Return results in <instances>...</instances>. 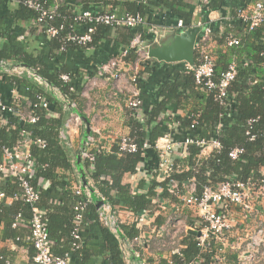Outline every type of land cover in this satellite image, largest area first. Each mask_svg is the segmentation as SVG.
<instances>
[{"label": "trees", "instance_id": "trees-1", "mask_svg": "<svg viewBox=\"0 0 264 264\" xmlns=\"http://www.w3.org/2000/svg\"><path fill=\"white\" fill-rule=\"evenodd\" d=\"M23 1L0 0V64L28 66L68 101H76L80 111L83 103L78 95L84 82L95 76L110 59L119 58L135 36L140 35L142 43L147 44L152 38L148 34L151 25L169 26L182 20L184 26L189 27L194 22V6L190 0H40L46 9L55 6L56 11L51 19L36 25L37 13L24 7ZM254 1L208 0L207 4L201 5L203 21L208 23L207 15L211 10L225 14L224 8L229 10L231 19L235 18L237 10ZM98 8L119 15L139 14L146 20V25L137 29L98 25L87 45L64 43L63 38L69 32L82 35L88 28L85 23L79 27L74 17L81 10L95 12ZM208 24L217 46L212 52L215 58L212 80L217 83L228 65L232 61L236 63L235 79L223 98L226 106L215 100L214 90L208 91L195 84L193 73L186 69L184 63L171 65L148 59L142 63L137 76V88L143 104L140 117L135 116L125 103L126 136L136 144V152L121 153L118 139L110 148L100 142L102 149L94 153L93 162L82 161L89 184L116 211H129L138 217L145 211L153 214L152 201L156 196L169 202L177 201L167 192L168 179L161 182L155 179L159 163L155 143L168 134L173 136L177 133L174 134L175 141L185 138L194 141L186 146L185 158L174 160L171 169L170 178L176 180L180 187L183 182L193 179L197 192H200L204 186L215 187L224 181L245 182L261 177L264 167V55H261L264 53V21L252 31L238 19L235 30L231 31L227 27L219 31L217 25ZM49 26L61 27V30L55 37H48L45 31ZM229 37L238 38L239 45L228 46ZM85 51L92 52L87 54ZM136 59V51L129 49L122 58V64L124 67L133 65ZM61 74L70 76L73 91L60 81ZM14 86L22 97L43 95L49 107L48 112L42 108L34 109L38 120L33 124H22L12 115H3L0 162L2 149L13 147L21 132H27L34 142L30 146L34 165L30 181L39 194L36 206L44 214L43 223L53 256H67L70 264H125L120 241L108 227L101 225L99 210L93 202L88 203L82 212L78 227L80 239L73 238L74 208L81 200L72 189V183L79 181L76 168L78 151L68 148L59 139V131L66 118L61 100L25 76L10 75L0 65V95L6 103L11 101L10 91ZM49 112L54 116H47ZM250 120L253 122L248 124ZM36 140L42 141L44 146H38ZM213 140L219 142L220 149L198 158L202 147L195 142ZM234 148L243 150L236 160L228 156ZM140 166L148 177L141 178L135 187L123 183V177L137 174ZM40 181L49 183L48 189L41 188ZM158 190L160 193L157 194ZM50 191L53 192L52 197ZM0 192L5 196L0 202V223L3 224L0 239H11L16 244L25 240L31 245L29 264H36L33 261L35 250L27 240L30 231L24 238L18 233L20 227H13L17 216L24 222L29 221L31 208L20 198L15 179H2ZM7 199H11L10 204L5 203ZM163 220L158 215L151 225H160ZM119 231L127 242L144 229L139 227L137 218L130 223H120ZM194 238L192 234L185 236L179 255L173 254L168 260L159 254L155 264H189L195 257L202 260L200 264H208L209 257L200 252ZM211 249L215 250V247L212 245ZM227 260L229 264L235 263L236 255H228ZM0 264H11V261L0 254Z\"/></svg>", "mask_w": 264, "mask_h": 264}, {"label": "built area", "instance_id": "built-area-1", "mask_svg": "<svg viewBox=\"0 0 264 264\" xmlns=\"http://www.w3.org/2000/svg\"><path fill=\"white\" fill-rule=\"evenodd\" d=\"M138 1L143 2L145 0ZM202 3L207 4L208 0H203ZM23 5L37 13L36 25L41 24L46 19H51L56 11L55 6L46 9L40 0H24ZM235 19L247 25L249 31L259 27L264 21V0H256L237 10ZM73 20L79 27L81 23L87 24L86 33L80 35L71 31L63 38V41L64 43L71 42L82 47L92 41L91 35L98 25L129 29H137L146 25V20L139 14L123 13L119 15L112 11H102L99 8L95 12L81 10ZM208 23L202 20H194L189 27H185L183 21L178 20L175 24L166 27L151 25L148 34L152 38L147 44L142 43L140 35L135 36L129 43L128 49H125L119 58L110 59L97 70L95 76L89 77L82 85L78 98L83 103L84 113H88L89 93L96 88L105 87L112 80L117 83L113 87L117 92L122 93L125 90L130 93L129 99L126 101V107L132 110L135 116L140 117L143 104L137 88V76L141 70L142 63L150 59L147 55L148 45L160 43L168 34H179L193 27L200 28V34L195 43L197 63L194 66L185 64V67L193 73L195 84L198 87L205 88L208 91L214 90L215 100L221 106H226L223 98L229 84L235 79L236 63L232 61L228 65L217 83L212 80L215 58L212 54V30ZM59 30H61V27L57 29L49 26L45 34L48 37H55ZM227 45H239L238 38L229 37ZM129 49L136 51L137 59L133 65L124 67L122 58L125 57ZM61 50L63 51L64 48L61 47ZM261 55H264V53ZM0 65L4 68L10 66L7 63H1ZM262 67L264 68V62ZM6 71L13 76L27 77L61 100L63 110H69V113L63 127L59 131V139L68 148H71L73 138L79 134L82 127L81 118L75 112V109L77 110V102L68 101L58 89L50 88L33 70L28 71L21 67H13L12 69L6 68ZM59 79L64 85L69 86L70 91L74 90L72 79L68 74L59 75ZM10 94L11 101L9 103H6L0 95V124L4 123V114L12 115L19 123L33 124L38 120L34 109L42 108L46 111L48 110L49 102L41 94H34L31 98L22 97L18 95V90L15 86L11 89ZM46 115L50 116L51 112ZM251 122L253 120H250L248 124ZM98 134V130L92 128L91 135L87 138L83 148L79 149L82 161L93 162L94 153H98L102 149L99 145ZM33 143L27 132H21L20 138L13 147L2 149L0 181L6 177L15 179L20 189V198L31 208L32 213L28 222L22 221L20 216H17L13 227H19L20 225L28 227L30 235L27 240L32 243L35 250L33 261L36 264H70L67 256H53L51 242L43 223L44 214L36 206L39 194L30 181L34 174V165L30 154V146ZM35 143L38 146H44L42 141L36 140ZM193 143L194 141L189 138L175 141L172 138V134L165 135L156 141L155 149L159 153V163L158 169L155 170V179L158 182L168 179L167 192L173 195L177 201L169 202L156 196L152 201L154 204L153 214L145 211L136 217L129 211H116L96 192L99 198L105 201L98 208V220L101 225L108 227L119 241L117 232L120 223H130L139 218V227L144 229L132 241H127V243L120 241V249L125 264H138L131 257L139 258L141 264H147L149 261H153L152 263L155 264L159 254L170 260L173 254L179 255L183 247V238L191 234L195 237L194 239L200 252L207 254L209 257L210 262L208 264H229L227 256L232 254L236 255V262L233 264H252L261 256V251L264 250V224L260 225L255 231H248L245 235H242L241 232L245 229L244 222L251 219V217L257 216L258 208H263V213L261 214L264 215V174L261 173V177L256 180L248 179L245 182L229 180L221 182L215 187L204 186L200 192H197L196 183L193 179L183 182L180 187L176 180L170 178L171 169L174 160L185 158L186 146ZM195 144L202 147L198 158L213 150L220 149V144L216 140L211 142L198 141ZM118 147L121 153H133L137 150L136 144L127 136L120 137ZM242 152V149L234 148L229 152L228 156L230 159L236 160ZM72 189L74 195L81 197V200L77 202L74 208L73 224L75 229L72 233L73 238L79 240L78 227L81 223L82 212L91 200L88 190L82 189L80 180L76 184L72 183ZM158 193H160V190L157 191ZM4 199V194L0 192V202ZM8 200L11 201V199ZM158 215L163 217V222L160 225H151ZM235 215L238 218L240 217L241 220L237 219ZM212 245L215 250L211 249ZM200 263H202V260H198L197 257L189 262V264Z\"/></svg>", "mask_w": 264, "mask_h": 264}, {"label": "crops", "instance_id": "crops-1", "mask_svg": "<svg viewBox=\"0 0 264 264\" xmlns=\"http://www.w3.org/2000/svg\"><path fill=\"white\" fill-rule=\"evenodd\" d=\"M192 6H194V20H202V13H201V5H203V0H190ZM225 14H222L221 12L217 10H211L207 15V21L217 25L219 28V31L223 29L224 27H227L231 30H235L234 27H236L237 20L235 18L230 17L229 10L227 8H224ZM160 27H166V26H160ZM170 36V34L167 35V37ZM166 38V37H165ZM164 38V39H165ZM162 39V40H164ZM214 39V36H213ZM216 43L213 40L212 45V52L214 49H216ZM216 51V50H215ZM87 54H90L92 51H85ZM179 63H174L171 65H176ZM185 66V64H184ZM112 81V80H111ZM114 89V88H113ZM112 85L109 84L106 85L103 88H96L92 90L89 93L90 102L88 104V113H84V109L82 107V110L78 108L75 111L82 113L85 115L88 120L90 121V128H96L99 132L98 141L102 142L104 145H106V148H110L111 144L114 143L116 140H118L122 136H126L128 133V130L125 126L124 119H125V99L123 98V95L120 92L113 91ZM111 96V98H110ZM66 118L69 113L68 111H64ZM54 114L51 113L49 117H53ZM65 118V120H66ZM65 122V121H64ZM84 132V124L82 123V127L80 128V132L78 135H76L73 138V144L71 146V149L73 151H78L81 148L82 145V135ZM177 135V133H174ZM174 134L172 138H174ZM141 167V166H140ZM261 173L264 174V167L261 169ZM78 180H80L79 174H77ZM147 175L143 171L142 167L140 168V171L137 174L130 175L126 174L123 177V183L131 184L132 187H135V185L138 183V181L141 178H146ZM41 185L40 187L43 189H48L49 183L40 181ZM50 196H53V192H49ZM6 204H10V200H5ZM236 211V209H234ZM122 212V211H120ZM263 208H258L257 216L251 217V219L244 222L245 229L241 232L242 235H245L248 233V231H255L260 225L264 224V215ZM124 215V214H121ZM235 217L239 220L237 215ZM243 222V221H242ZM18 233L22 237H26L29 233L28 227L25 225L19 226ZM3 230V224L0 223V235ZM93 232V230H92ZM25 241V240H24ZM22 241L20 244H16L11 239H0V254L4 255L7 260L11 261V264H29L30 263V256L31 252L29 243H26ZM261 256H259L258 260L252 264H264V250L261 251Z\"/></svg>", "mask_w": 264, "mask_h": 264}, {"label": "water", "instance_id": "water-1", "mask_svg": "<svg viewBox=\"0 0 264 264\" xmlns=\"http://www.w3.org/2000/svg\"><path fill=\"white\" fill-rule=\"evenodd\" d=\"M200 34L199 27L188 28L179 34H172L162 40L160 43L157 44H149L147 48V55L148 58L153 59L157 62H162L166 64H174V63H184L189 66L195 65V43L197 41L198 35ZM13 67H21L28 71H32L26 65L20 66H8L6 68L12 69ZM50 88H53L50 84L45 82ZM78 113L79 117L81 118L82 123L84 124V132L82 135V145L83 148L84 143L86 142L87 138L91 135L90 129V121L88 118L83 115L82 113ZM76 168L77 172L80 177V182L82 184V189H87L89 192V197L91 202L95 204V207L98 209L101 207L105 201L99 198L96 191L92 188L89 182L86 179L84 169L82 167V158L80 156V150L76 155ZM118 236L122 243H127L123 236L121 235L120 231L118 230ZM133 261L140 263V259L137 257H131Z\"/></svg>", "mask_w": 264, "mask_h": 264}, {"label": "rangeland", "instance_id": "rangeland-1", "mask_svg": "<svg viewBox=\"0 0 264 264\" xmlns=\"http://www.w3.org/2000/svg\"><path fill=\"white\" fill-rule=\"evenodd\" d=\"M60 1V0H59ZM109 84L112 85V89L115 85H117V83L113 82V81H109L106 85L108 86ZM113 91H116L115 89H113ZM123 95V98L125 99V103L126 101L129 99L130 93H128L127 91L123 90V92L121 93ZM111 98V96H110ZM89 101V100H87ZM120 139V138H119Z\"/></svg>", "mask_w": 264, "mask_h": 264}]
</instances>
